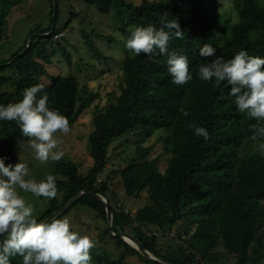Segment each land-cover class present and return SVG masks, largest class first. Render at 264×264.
Returning <instances> with one entry per match:
<instances>
[{
    "label": "trees",
    "instance_id": "obj_1",
    "mask_svg": "<svg viewBox=\"0 0 264 264\" xmlns=\"http://www.w3.org/2000/svg\"><path fill=\"white\" fill-rule=\"evenodd\" d=\"M26 0H0V38L6 31L12 7ZM59 7V0H56ZM97 6L104 14L114 7L123 9L122 31L127 37L136 27L163 26L161 17L176 19L183 39L174 35L168 50L185 55L192 79L185 85L172 83L166 56L127 52L122 65L125 84L121 93L104 111L94 112V130L90 134L93 164L85 176L74 162L60 160L55 173L58 194L50 209L37 220L41 222L81 191L94 192L106 198L114 214V232H128L161 261L169 264H264V155L256 150L250 125L256 123L240 113L235 97L229 95L227 82L202 81L198 70L201 64L214 57L203 58L199 50L205 44L216 49V56L230 60L240 51L250 57L264 58V0H234L239 20L217 32L220 17L205 13V0H143L139 5L126 0H83ZM51 25L34 30L32 45L27 44L12 59L0 64V89L16 85V91L1 92L0 105L7 106L22 100L26 88L43 84L50 76L46 67L59 53L62 29L57 27L54 0ZM59 12V8H58ZM54 30L52 31L53 24ZM167 31V29H165ZM52 31V32H51ZM174 31V30H173ZM51 32V35L44 36ZM86 39L91 36L84 32ZM93 42V41H92ZM98 55V49L91 43ZM63 56L72 58L63 46ZM11 74V75H10ZM52 84L44 85L37 99L48 96L50 110L65 116L69 125L95 102L96 94L83 92L77 79L61 73L50 76ZM184 112L189 115L185 116ZM205 128L210 139L194 134L190 125ZM0 157L5 166L14 162L19 144L29 141L22 136L15 121H0ZM159 130L167 131L166 151L170 159L165 172L159 170L160 157L147 159L151 147L143 144L136 149L132 162L120 171L108 172L109 150L132 137L150 138ZM120 175L129 197L147 194V206L134 215L118 205L114 180ZM78 204H84L107 222L105 203L86 195L56 219H63ZM180 224L183 231L173 236L178 242L174 249L169 241L165 251L158 241L163 233ZM106 234L109 233L108 226ZM164 236V237H163ZM4 236H0L2 243ZM124 247L119 259L97 254L90 264H124L127 256L139 255L150 264H160L143 256L134 246L117 238ZM10 264H22V258H10Z\"/></svg>",
    "mask_w": 264,
    "mask_h": 264
},
{
    "label": "rangeland",
    "instance_id": "obj_2",
    "mask_svg": "<svg viewBox=\"0 0 264 264\" xmlns=\"http://www.w3.org/2000/svg\"><path fill=\"white\" fill-rule=\"evenodd\" d=\"M126 1L139 5L143 0ZM204 7L206 14H217L220 17V23L217 27V32L220 34L224 31V27H230L232 23L239 20L234 0H205ZM58 8L56 23L63 32L59 35L58 45L55 44L59 53L54 56L52 64L46 67V71L50 76L61 73L64 76L73 77L79 81L83 92L98 96L91 107L82 113L75 123L69 125L70 132L67 135L59 132L55 134V138L61 141L59 149L64 153L61 160L74 162L78 165L80 174L85 176L93 164L90 134L94 130V112L97 110L104 111L111 102L115 101L121 93V85L125 84L121 69L129 50L125 47L127 34L123 31L128 32L129 28L122 31L121 16L126 15V13L117 6L108 15L102 13L97 6L90 5L83 0H59ZM51 13L50 0H26L15 7L13 6L6 19L7 25L4 36L0 38V64L8 63L25 44H28L29 37L35 29L49 27L51 25ZM84 32L92 37L93 42L86 39ZM88 42H91L101 55H98ZM60 45L71 55L72 64L63 56ZM50 76H45L42 79L44 85L50 86L52 84ZM16 89V85L11 84L0 89V93L6 91L13 93ZM166 136L167 131L159 130L144 140L139 137H132L127 144L121 142L113 145L109 150L108 172L120 171L128 166L135 159L136 149L141 144L145 147H151V154L147 159L160 157L159 170L162 173L165 172L170 159V155L166 151ZM2 143L3 138L0 135V146ZM16 163H23L28 166L29 176L26 179L37 182L46 181L49 175H52L55 181L62 179L55 173L57 162L49 160L46 164H42L36 160L34 149L30 147L29 141L18 145L12 164ZM113 185L119 199L118 205L127 213L135 215L139 209L147 206V194L144 193L138 198L129 197L119 174L115 177ZM17 191L26 201V204L32 205L33 216L37 220L52 205V199L36 197L19 188ZM63 219L69 220L71 231L80 236H89L94 241L95 247L90 251L91 261H94L97 254L112 259L120 258L124 247L118 246L117 238L106 234L108 223L98 218L94 210L84 204H78ZM85 219L89 220L90 223H86ZM182 231L183 226L180 224L172 230H167L163 233L165 238L158 241V245H161L165 251H171L167 247L173 241L175 249L178 242L172 240L173 236ZM123 263L150 264L139 255L127 256Z\"/></svg>",
    "mask_w": 264,
    "mask_h": 264
},
{
    "label": "clouds",
    "instance_id": "obj_3",
    "mask_svg": "<svg viewBox=\"0 0 264 264\" xmlns=\"http://www.w3.org/2000/svg\"><path fill=\"white\" fill-rule=\"evenodd\" d=\"M161 20L163 26L159 29L152 25L136 27L125 47L137 56L145 54L149 60L154 55L166 56L172 83L185 85L192 79L188 58L168 50L172 36L183 39V32L176 19L169 21L165 14ZM215 54L216 49L209 44L200 48V57L214 59L199 66V79L226 81L231 86L229 95L235 97L238 111L256 121L250 125L254 133L250 139L264 155V58L250 57L240 51L225 61ZM43 89V84L31 86L24 90L21 101L0 105V121H15L34 149L35 159L46 164L49 160L59 162L63 158L64 153L59 149L61 141L55 134L67 135L70 127L65 116L49 109L46 94L37 99ZM184 115L189 113L184 112ZM190 126L196 136L205 141L210 139L205 128ZM28 176L27 165L5 166V158L0 157V236L6 237L0 243V264H10V258L15 256L22 258V264H90V251L95 243L89 236L71 231L68 219L38 223L32 205L26 204L18 194L17 188L36 197L55 199L58 194L55 178L49 175L46 181L37 182L26 179ZM85 222L90 223L87 219Z\"/></svg>",
    "mask_w": 264,
    "mask_h": 264
},
{
    "label": "water",
    "instance_id": "obj_4",
    "mask_svg": "<svg viewBox=\"0 0 264 264\" xmlns=\"http://www.w3.org/2000/svg\"><path fill=\"white\" fill-rule=\"evenodd\" d=\"M54 5H55V16H56L57 15V11H58V4H57V1L56 0H54ZM54 26H55V23L53 24L52 31L54 30ZM51 32H49L47 34H44V36L51 35ZM35 35H37V33H33L29 37L28 44H27V47H26L25 51L28 48H30V46L32 45L33 38H34ZM86 195H91V196H94L96 198H99V199H101L105 203L106 210H107L108 229H109V233H110V235L112 237H114V238H122L126 242H128V239H129L133 243L132 244L130 242H128V243L131 244L132 246H134L146 258H148L150 260H153L155 262H158L160 264H169V263H166V262L161 261L159 258H157L156 256H154L151 252H149L142 245L141 241L137 237H135L134 235H132V234H130L128 232H118V233L114 232V229H113L114 214H113V211H112V207H111L109 201L106 198H104L102 195L98 194V193L88 192V191H81V192H79L76 196H74L72 199H70L66 204H64L57 211H55L52 215H50L49 217L45 218L41 222H48L51 219L58 218L63 213H65L74 203H76L79 199H81L82 197H84ZM41 222H38V223H41Z\"/></svg>",
    "mask_w": 264,
    "mask_h": 264
},
{
    "label": "bare ground",
    "instance_id": "obj_5",
    "mask_svg": "<svg viewBox=\"0 0 264 264\" xmlns=\"http://www.w3.org/2000/svg\"><path fill=\"white\" fill-rule=\"evenodd\" d=\"M56 17V16H55ZM55 27V26H54ZM61 34V33H60ZM44 35V34H43ZM128 242H130L131 244L133 243L131 240L128 239Z\"/></svg>",
    "mask_w": 264,
    "mask_h": 264
}]
</instances>
